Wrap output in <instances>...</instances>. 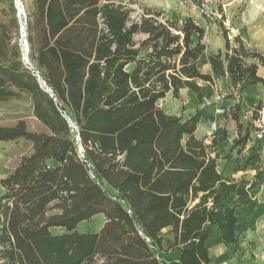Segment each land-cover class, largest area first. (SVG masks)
<instances>
[{
    "label": "trees",
    "instance_id": "1",
    "mask_svg": "<svg viewBox=\"0 0 264 264\" xmlns=\"http://www.w3.org/2000/svg\"><path fill=\"white\" fill-rule=\"evenodd\" d=\"M130 12L117 0H34L25 23L32 69L8 38L14 14L0 23V102L27 97L48 131L0 125V141L32 144L0 179V264H216L206 244L214 228L217 243L239 245L237 210L257 206L252 191L264 184L262 157L246 148L252 124L230 149L246 150L238 170L254 175L234 178L213 153L226 129L205 142L194 135L202 111L184 119L156 103L184 88L201 102L205 84L225 77L240 92L264 85V54L239 36L207 54L191 17ZM98 214L99 231L77 230Z\"/></svg>",
    "mask_w": 264,
    "mask_h": 264
},
{
    "label": "rangeland",
    "instance_id": "2",
    "mask_svg": "<svg viewBox=\"0 0 264 264\" xmlns=\"http://www.w3.org/2000/svg\"><path fill=\"white\" fill-rule=\"evenodd\" d=\"M126 5L130 10V19L138 20L145 9L160 11L166 17L178 16L181 19L190 14L191 7L182 3L181 0H117ZM26 19L33 9V0H19ZM209 5L212 13L207 16L196 14L197 20L201 18V24L208 31V35L203 39L209 50L224 51L225 39L235 44V37L239 36L246 47L256 49L264 54V0H210ZM12 8V10H11ZM1 9L4 11L1 12ZM19 10V6H18ZM193 10V9H192ZM14 14L17 20V30H8V38L12 43L22 47L24 42L18 20V11L14 0H0V23L8 25V19ZM20 14V18L22 16ZM22 25L23 16L21 18ZM26 23V20H25ZM142 36L135 35L139 40ZM231 37V38H229ZM22 49V48H21ZM22 51V50H21ZM22 58V56H21ZM201 67H202V62ZM262 73V70H261ZM216 88L225 95V107L227 114L217 117L219 128H224L228 132V141L224 146L213 150L218 152V169L226 175L238 178L241 175L252 177L254 171L238 170L245 161L246 150L238 152V148L230 149L233 140L237 138L238 132L242 134L246 127L252 123L259 112L264 111V85L258 84L251 90L240 92L235 89L226 78L216 81ZM209 85L206 84V92H210ZM238 102L235 103L234 100ZM235 105L240 106L239 119H232L236 111ZM31 106L27 97L21 99H11L0 102V125H15L18 120H24L27 128L31 131L41 132L43 126L31 118ZM237 113V112H236ZM249 125V126H248ZM253 129L250 126V130ZM254 146L264 150V140H256L251 132L246 148ZM32 152L30 141L19 138L13 141H0V179L10 174L18 165L23 156ZM261 167L264 171V154L261 159ZM264 178V172L262 174ZM3 189L0 186V194ZM257 200V206L251 209L243 208L238 213L239 245L230 246L231 262L228 264H264V184L258 185L253 191ZM246 209V210H245ZM105 221V216L98 214L88 221L78 224L79 232H97ZM63 229L53 228V233H61Z\"/></svg>",
    "mask_w": 264,
    "mask_h": 264
},
{
    "label": "crops",
    "instance_id": "3",
    "mask_svg": "<svg viewBox=\"0 0 264 264\" xmlns=\"http://www.w3.org/2000/svg\"><path fill=\"white\" fill-rule=\"evenodd\" d=\"M33 5H34V0H33ZM33 8H34V6H33ZM196 14L198 16V13L195 10H192L191 9L190 10V14L187 17H191L192 19H194V18H196L195 17ZM183 18H185V17H183ZM198 21L201 22V18ZM141 36H142L141 38H144L143 35H141ZM206 51H207V54L215 53L216 52V51H213V50H209L208 45H207V50ZM200 62H202V67H201V63ZM198 65L201 67V70L203 72H208L209 71V66L206 63V60H205L204 57H202V58H200L198 60ZM261 70H262V73H261ZM258 74L260 76H264V68L263 67L260 66L258 68ZM225 78L228 80L227 77H225ZM208 85H209V89L212 90L213 86L211 84H208ZM214 86H216V82H215V85ZM254 86H256V85L249 86L248 89L251 90L252 88H254ZM205 90H206V84H205ZM30 106H31V101H30ZM156 106L159 109H161L162 111H164L165 113H167V114L181 116L184 119L187 118V117H189L190 115H193L196 111H199V110L202 111L203 116L199 120V122L197 123L196 130L194 132L195 137L198 138V139H204V136L206 135V132L209 129V123H210V121L217 120L216 119L217 116H214L210 112L204 110L202 108V106H201V102L198 101L196 94L194 92L190 91L187 88L181 89L179 91V97L178 98L173 97L171 91H169L165 95V97H163V98H161V99H159L157 101ZM30 116H31V118L36 119L32 115V110H31ZM43 128L44 129H42L41 132H48L45 126H43ZM255 148H256V151L262 157V155L264 154V150H262L260 148H257V147H255ZM243 208L244 207L238 208L237 215H238V213H240L241 210H244ZM245 208L251 209L249 207H245ZM216 239H217V232H216V229L214 228L212 230L211 237L206 241V244L209 247L210 255H211V257L213 258V260L215 261L216 264H228L232 260V259L229 260V258H230V246L229 245H226L224 243H217L216 242Z\"/></svg>",
    "mask_w": 264,
    "mask_h": 264
},
{
    "label": "built area",
    "instance_id": "4",
    "mask_svg": "<svg viewBox=\"0 0 264 264\" xmlns=\"http://www.w3.org/2000/svg\"><path fill=\"white\" fill-rule=\"evenodd\" d=\"M182 3L188 7H191V9L195 10L200 16H207L208 14L212 13V9L209 5L210 0H181ZM18 11V20H19V26L20 24H22L21 22V18L23 16V26H24V30L20 29V33H21V37L23 39V43H22V61L24 63V65L29 68L32 69V63L29 60L28 57V50H26V32H25V20L26 17L24 15V13L22 14L21 18H20V14H19V10ZM194 22L198 25H201L204 29V38L208 35V31L204 28V26L201 24L200 21H198L197 19H193ZM231 38V37H229ZM42 83V82H41ZM43 84V83H42ZM215 83L212 85L213 88L209 93H205L201 99V106L204 110L210 112L212 115L217 116V117H221L225 114H227V109L225 107V95L224 93H222L219 89L216 88V86H214ZM235 103L238 102L237 100H234ZM68 122L70 124V126L73 129H76L75 124L69 119ZM219 121L218 120H213L210 121L209 123V129L206 132V135L204 136V141L205 142H209L214 135L216 134L217 130L219 129ZM252 123V127H253V131L252 134L254 136V138L256 140H264V111L263 112H259V115L255 118L251 120ZM77 139V136H76ZM78 140V139H77ZM78 154L79 156L82 158L84 156L83 154V148H81L80 146L78 147ZM263 203H264V197H263Z\"/></svg>",
    "mask_w": 264,
    "mask_h": 264
},
{
    "label": "water",
    "instance_id": "5",
    "mask_svg": "<svg viewBox=\"0 0 264 264\" xmlns=\"http://www.w3.org/2000/svg\"><path fill=\"white\" fill-rule=\"evenodd\" d=\"M14 1H15V4H16V8L18 10V5H21V4H20L19 0H14ZM20 29L21 30H24V26L22 24H20ZM26 50H28V43H27V41H26ZM42 83H43V81H42ZM77 139H79V136L78 135H77ZM80 147L82 148L81 145H80Z\"/></svg>",
    "mask_w": 264,
    "mask_h": 264
},
{
    "label": "bare ground",
    "instance_id": "6",
    "mask_svg": "<svg viewBox=\"0 0 264 264\" xmlns=\"http://www.w3.org/2000/svg\"><path fill=\"white\" fill-rule=\"evenodd\" d=\"M18 6H19V14H22L23 12L22 6L21 5H18Z\"/></svg>",
    "mask_w": 264,
    "mask_h": 264
}]
</instances>
